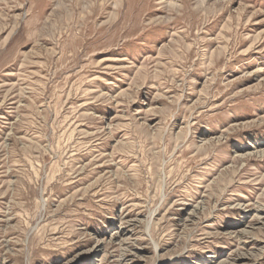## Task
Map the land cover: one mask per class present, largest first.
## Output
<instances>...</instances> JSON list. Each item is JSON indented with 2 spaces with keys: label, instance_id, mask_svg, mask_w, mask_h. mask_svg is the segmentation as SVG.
Segmentation results:
<instances>
[{
  "label": "rangeland",
  "instance_id": "obj_1",
  "mask_svg": "<svg viewBox=\"0 0 264 264\" xmlns=\"http://www.w3.org/2000/svg\"><path fill=\"white\" fill-rule=\"evenodd\" d=\"M251 151L264 0H0V264H264Z\"/></svg>",
  "mask_w": 264,
  "mask_h": 264
},
{
  "label": "bare ground",
  "instance_id": "obj_2",
  "mask_svg": "<svg viewBox=\"0 0 264 264\" xmlns=\"http://www.w3.org/2000/svg\"><path fill=\"white\" fill-rule=\"evenodd\" d=\"M257 154H261L264 155V151H260L258 153H255V152H249L247 153L246 155H243V158H246L248 156H253V155H257ZM242 157V156H241ZM204 202H202L201 204L199 205H196V207H194L191 211V214L189 216H187L184 220H183V226L186 228L189 224L193 223L195 221V219L200 215L202 214L204 211H205V206L203 205ZM262 215H258V218H256L257 220V225L261 226L263 223H264V209L262 208ZM152 215V214H151ZM152 219V218H151ZM141 220H137V221H133L134 223L132 224V226H135L138 222H140ZM152 221V220H151ZM149 224V223H148ZM147 224V225H148ZM254 224L252 225H249L250 226V229L246 230V229H241V230H238V233L237 235L239 236L240 240L244 239V238H247L249 236V233H251L252 230L254 229H258L260 227L258 226H253ZM131 226V225H130ZM246 228V227H245ZM124 231V230H123ZM122 231V232H123ZM132 230H130L131 232ZM237 231V230H236ZM129 238V237H128ZM121 242H125V239H121L120 240ZM120 242V243H121ZM101 250V245L100 244H97V246L93 247V249H91V251L94 253V254H97L98 252H100ZM125 253V252H124ZM123 253V254H124ZM251 256V255H250ZM244 257H247V256H244ZM240 258V257H239ZM75 261V260H74ZM133 262V261H132ZM77 264V263H76Z\"/></svg>",
  "mask_w": 264,
  "mask_h": 264
}]
</instances>
